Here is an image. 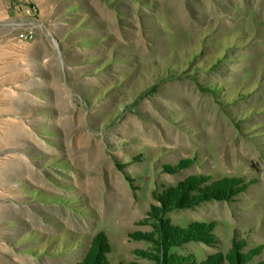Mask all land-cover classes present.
Instances as JSON below:
<instances>
[{
	"label": "rangeland",
	"instance_id": "374dc122",
	"mask_svg": "<svg viewBox=\"0 0 264 264\" xmlns=\"http://www.w3.org/2000/svg\"><path fill=\"white\" fill-rule=\"evenodd\" d=\"M0 264H264V0H0Z\"/></svg>",
	"mask_w": 264,
	"mask_h": 264
},
{
	"label": "built area",
	"instance_id": "2783aa9c",
	"mask_svg": "<svg viewBox=\"0 0 264 264\" xmlns=\"http://www.w3.org/2000/svg\"><path fill=\"white\" fill-rule=\"evenodd\" d=\"M27 1H29V0H27ZM33 8L35 9V7H33ZM38 26L41 27L42 24H39ZM38 26H37L36 23L33 24V26L28 30V32H26L25 34H23V37H24L25 39H27V40L32 39V38L34 37L35 28L38 27ZM50 35H52V34H50ZM53 39H54V38H53Z\"/></svg>",
	"mask_w": 264,
	"mask_h": 264
}]
</instances>
